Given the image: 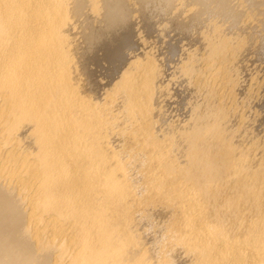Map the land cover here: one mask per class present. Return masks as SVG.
<instances>
[{"label":"bare ground","instance_id":"bare-ground-1","mask_svg":"<svg viewBox=\"0 0 264 264\" xmlns=\"http://www.w3.org/2000/svg\"><path fill=\"white\" fill-rule=\"evenodd\" d=\"M0 264H264V0H0Z\"/></svg>","mask_w":264,"mask_h":264},{"label":"rangeland","instance_id":"rangeland-1","mask_svg":"<svg viewBox=\"0 0 264 264\" xmlns=\"http://www.w3.org/2000/svg\"><path fill=\"white\" fill-rule=\"evenodd\" d=\"M253 76H255L254 73H253ZM208 78H209V77H208ZM208 78H207V79H208ZM256 78L259 79V81H261V79H263V75L261 74L260 71H259V72L256 71ZM201 84H202V82H201ZM201 87H202V86H201ZM204 91H205V89H204L202 92H204ZM203 98H204V97H203ZM239 109H240V111L242 112V111H244L245 108H244V106L241 105V106L239 107ZM255 110L257 111L258 109H257V108H254V111H255ZM257 112L259 113V111H257Z\"/></svg>","mask_w":264,"mask_h":264}]
</instances>
